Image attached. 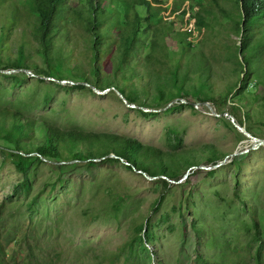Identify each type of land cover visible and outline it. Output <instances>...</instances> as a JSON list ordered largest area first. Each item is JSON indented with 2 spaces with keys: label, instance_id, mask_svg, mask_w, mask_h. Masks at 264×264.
Here are the masks:
<instances>
[{
  "label": "rangeland",
  "instance_id": "374dc122",
  "mask_svg": "<svg viewBox=\"0 0 264 264\" xmlns=\"http://www.w3.org/2000/svg\"><path fill=\"white\" fill-rule=\"evenodd\" d=\"M162 1L166 16L185 5L181 0ZM70 3L74 7L84 0ZM174 20L179 30L194 29L183 17ZM229 25L227 20L215 23L221 32L224 29L214 39L220 48L206 41L226 69L235 66L239 41L227 38ZM35 63L41 74L0 68V108L36 119L41 126L133 138L176 158L188 154L196 166L185 167L180 180L173 181L141 174L123 160L42 158L29 184L21 186L23 175L3 154L12 147L0 140V244L6 262L200 264L202 256L211 264H256L259 247L264 260V146L254 148L224 115L230 105H212L215 114L194 97L159 105L151 94L142 96L150 108L133 107L118 91L76 88L79 82L70 72H63L60 82L45 74L44 61L37 58ZM254 83L251 80L245 92L255 94ZM218 86L221 91L225 84ZM257 100L260 104L264 97ZM236 113L252 135L264 139V114L249 106ZM213 150L224 160L208 161ZM163 180L171 187L162 208L153 214V204L167 187Z\"/></svg>",
  "mask_w": 264,
  "mask_h": 264
},
{
  "label": "trees",
  "instance_id": "16d2710c",
  "mask_svg": "<svg viewBox=\"0 0 264 264\" xmlns=\"http://www.w3.org/2000/svg\"><path fill=\"white\" fill-rule=\"evenodd\" d=\"M181 1L183 8H172L166 16L162 0H84L74 7L71 0H0V68L41 74L35 63L38 58L44 61L47 76L62 82L60 75L70 72L72 80L79 82L76 88L113 89L135 106L150 108L142 96L151 94L159 105L194 97L201 104L230 105L227 113L241 126L238 108L249 106L264 114V102L257 100L264 97V0ZM178 17L194 29L179 30L174 20ZM222 20L230 23L225 27L227 38H239L233 55L237 61L230 69L218 64L206 44L213 40L220 48L214 39L224 29L221 32L215 23ZM251 80L255 94L245 92ZM219 83L225 84L221 91ZM246 94L255 98L247 100ZM0 140L12 147L3 154L23 175L21 186L29 184L42 158L123 160L141 174L173 181L180 180L185 167L196 166L188 154L176 158L133 138L41 126L36 119L7 108H0ZM208 156L213 163L224 160L215 150ZM163 182L167 187L153 204V214L162 208L171 187L169 181ZM255 238L260 240V233ZM140 241L145 242V236ZM5 255L0 244V264H10ZM254 261L264 263L262 247ZM199 262L211 264L202 256Z\"/></svg>",
  "mask_w": 264,
  "mask_h": 264
},
{
  "label": "water",
  "instance_id": "95a60500",
  "mask_svg": "<svg viewBox=\"0 0 264 264\" xmlns=\"http://www.w3.org/2000/svg\"><path fill=\"white\" fill-rule=\"evenodd\" d=\"M23 71V70H22ZM25 72H29V71H25ZM94 90H98V89H96V88H93ZM120 94V93H119ZM121 96H123L122 94H120ZM181 101H183V100H181ZM126 102L128 103V101L126 100ZM175 102H177V100H175L173 103H175ZM129 104V103H128ZM130 106H135V105H131V104H129ZM203 105H206V106H208L209 108H210V110L211 111H213L215 114H216V112H215V110H214V108L212 107V105L211 104H209V103H204ZM225 116H227V117H229L230 119H231V121L234 123V125H235V127L242 133V134H244L247 138H249L251 141H254V148H258V147H261V146H264V139H259V138H257V137H255L254 135H252L250 132H248V130L244 127V126H241L240 124H238L237 122H236V119L232 116V115H230V114H224ZM188 178V176H186L185 177V179H187Z\"/></svg>",
  "mask_w": 264,
  "mask_h": 264
},
{
  "label": "bare ground",
  "instance_id": "6f19581e",
  "mask_svg": "<svg viewBox=\"0 0 264 264\" xmlns=\"http://www.w3.org/2000/svg\"><path fill=\"white\" fill-rule=\"evenodd\" d=\"M254 143V141H252Z\"/></svg>",
  "mask_w": 264,
  "mask_h": 264
}]
</instances>
